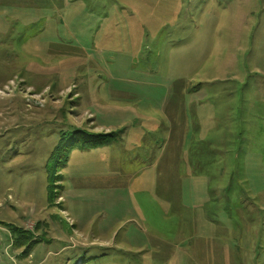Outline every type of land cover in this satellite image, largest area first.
Here are the masks:
<instances>
[{"label": "rangeland", "instance_id": "obj_1", "mask_svg": "<svg viewBox=\"0 0 264 264\" xmlns=\"http://www.w3.org/2000/svg\"><path fill=\"white\" fill-rule=\"evenodd\" d=\"M0 264H264V0H0Z\"/></svg>", "mask_w": 264, "mask_h": 264}, {"label": "trees", "instance_id": "obj_2", "mask_svg": "<svg viewBox=\"0 0 264 264\" xmlns=\"http://www.w3.org/2000/svg\"><path fill=\"white\" fill-rule=\"evenodd\" d=\"M71 137L73 140L69 141L66 143L64 140V137L66 136L65 134H62L58 143L56 146L53 148L48 161L53 163V167L56 168H62L68 158V155L70 151L76 147H97L105 142H107L111 137L112 133H91L83 129H77L73 131L71 134ZM78 138H82L81 142L82 144L79 145L76 143ZM49 178L51 180V184L48 185L49 191H48V200L52 201L53 200V188L55 187V181H58L61 179L60 174H55V175H49ZM22 237H26L25 235H21Z\"/></svg>", "mask_w": 264, "mask_h": 264}]
</instances>
